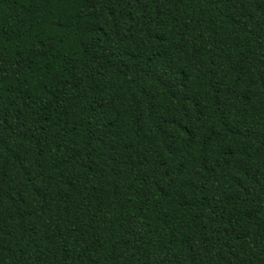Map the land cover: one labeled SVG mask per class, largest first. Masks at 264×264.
<instances>
[{
	"label": "trees",
	"instance_id": "obj_1",
	"mask_svg": "<svg viewBox=\"0 0 264 264\" xmlns=\"http://www.w3.org/2000/svg\"><path fill=\"white\" fill-rule=\"evenodd\" d=\"M0 264H264V0H0Z\"/></svg>",
	"mask_w": 264,
	"mask_h": 264
}]
</instances>
